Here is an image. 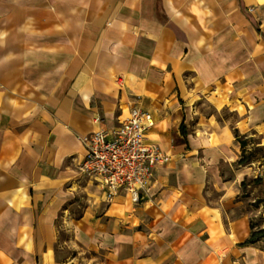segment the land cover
Listing matches in <instances>:
<instances>
[{"label":"crops","instance_id":"obj_1","mask_svg":"<svg viewBox=\"0 0 264 264\" xmlns=\"http://www.w3.org/2000/svg\"><path fill=\"white\" fill-rule=\"evenodd\" d=\"M134 106L167 160L107 204L84 139ZM263 156L264 0H0V264H264Z\"/></svg>","mask_w":264,"mask_h":264},{"label":"built area","instance_id":"obj_2","mask_svg":"<svg viewBox=\"0 0 264 264\" xmlns=\"http://www.w3.org/2000/svg\"><path fill=\"white\" fill-rule=\"evenodd\" d=\"M114 131H96L85 137L86 156L80 173L97 183L105 202L128 196L134 206L148 200L157 167L167 157L156 145L148 143L154 127L152 115L139 106Z\"/></svg>","mask_w":264,"mask_h":264},{"label":"trees","instance_id":"obj_3","mask_svg":"<svg viewBox=\"0 0 264 264\" xmlns=\"http://www.w3.org/2000/svg\"><path fill=\"white\" fill-rule=\"evenodd\" d=\"M234 134H235L236 140L238 141V143H240L241 148H243V153H242L240 160L238 161V165L239 166L240 165H247L250 163L249 161L251 159V156L246 154V151L244 148L246 146L247 140H244V138L240 134H238L237 131H234ZM258 151L261 152V150H258ZM263 158H264V156H263ZM261 183H262V180L260 178L255 179V181L253 182L254 185L255 184L260 185ZM242 187H243V190H245L247 187V183L244 182L242 184ZM243 196H245V195H243ZM262 203H263V200L258 199V200H256V203L253 204V206L255 208L256 207L258 208ZM262 221H264V219H262ZM261 239H264V228L260 227L258 222L256 223V222L252 221L250 223V237L243 243V245H256V244H258V242Z\"/></svg>","mask_w":264,"mask_h":264},{"label":"rangeland","instance_id":"obj_4","mask_svg":"<svg viewBox=\"0 0 264 264\" xmlns=\"http://www.w3.org/2000/svg\"><path fill=\"white\" fill-rule=\"evenodd\" d=\"M256 156H257V158H258V159H260V158H261V156H262V155H261V152H259V151H258V153H257V155H256ZM75 254H76V253H75Z\"/></svg>","mask_w":264,"mask_h":264}]
</instances>
